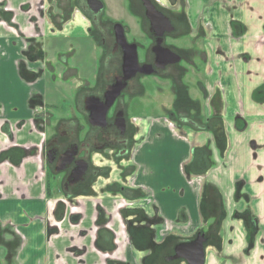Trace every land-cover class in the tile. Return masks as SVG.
<instances>
[{
	"label": "crops",
	"instance_id": "crops-1",
	"mask_svg": "<svg viewBox=\"0 0 264 264\" xmlns=\"http://www.w3.org/2000/svg\"><path fill=\"white\" fill-rule=\"evenodd\" d=\"M48 1L0 0V264H187L166 258L198 232L204 264H264V0H178L206 34L193 97L210 126L137 115L127 161L71 198L49 190L31 101L43 78L26 74L30 44L68 17Z\"/></svg>",
	"mask_w": 264,
	"mask_h": 264
},
{
	"label": "flooded vegetation",
	"instance_id": "flooded-vegetation-1",
	"mask_svg": "<svg viewBox=\"0 0 264 264\" xmlns=\"http://www.w3.org/2000/svg\"><path fill=\"white\" fill-rule=\"evenodd\" d=\"M125 1L127 11L137 19L136 23L141 32V36H138L136 40L134 37L131 39L127 37L130 29L125 22L111 20L105 16L103 2V8L94 13L85 0H76L77 7L91 16L90 23L99 33L100 44L106 52L101 59L102 67L94 71L91 77L84 79L83 83L80 81L76 68V86L68 96L62 95L63 99L58 104H48L43 100L42 95H35L31 100L36 110L35 121L39 122L44 135L40 148L43 173L48 180V185L50 184L49 190L53 189L56 194L71 198L81 193H89L93 191L92 186L96 185L102 176L112 174L114 165L120 166L122 162L127 161L137 129L132 119L139 115L132 112L135 98L138 97L134 94L138 91L137 86L142 80L154 77L162 81L163 78L168 83L171 91L168 103L170 108L165 117L169 118L175 126L179 128L201 127L203 124L200 123L201 121L194 120L192 117L194 115L197 118L207 119L202 114L203 104L194 99L197 93L200 100L204 95L203 80L201 83L194 84L191 75L193 66L200 63L201 68L198 71H201V77L204 78V68L207 64L204 31L200 30V35L197 37L196 32L192 33L188 30V17L185 10L181 6L175 7L178 0L168 3L173 7H167L168 4L163 3L162 0H150L156 10L168 18L173 27L171 31L166 30L162 23H151L141 0ZM183 2L187 9L188 0H183ZM105 22L109 25L106 28L103 26ZM116 23L123 27L126 42L136 45L138 64L148 67L150 73H136L131 79L122 80L124 87L104 111V109L101 110V106L107 100L108 89H114L111 86L115 85L117 78L123 75L124 48L116 39L114 31ZM230 26L234 32L237 30L236 22L230 20ZM195 38L198 39L194 40ZM181 39L186 41L183 45L178 42ZM198 41L201 43V49L193 47V43H198ZM158 49H161V53L165 52L163 49L171 51L174 53L173 57H178L179 60L157 66L156 62L161 57L157 53ZM29 50H32L31 54L37 55L40 59L45 56L38 43L34 44V47L30 44ZM194 58L198 60V63L193 64ZM38 71L41 73L44 69L36 70ZM33 73L31 72L32 75ZM26 74L28 77L29 73ZM33 80L35 79L30 81ZM53 81L55 82V79ZM63 83H69L67 85L72 87L69 81L62 80L61 84ZM155 87L156 90H161L157 88V85ZM62 90L65 92V85L62 86ZM139 97L138 100H140ZM219 101L217 95L211 98L210 109L214 110ZM204 125L210 126L207 120ZM212 127L218 134L219 127L216 124ZM180 243L183 241L178 242L174 249ZM174 253L175 250L170 256ZM169 260L180 262L184 259Z\"/></svg>",
	"mask_w": 264,
	"mask_h": 264
},
{
	"label": "rangeland",
	"instance_id": "rangeland-1",
	"mask_svg": "<svg viewBox=\"0 0 264 264\" xmlns=\"http://www.w3.org/2000/svg\"><path fill=\"white\" fill-rule=\"evenodd\" d=\"M52 1V2H51ZM67 1V2H66ZM104 3L103 12L105 16L111 20L125 22L129 26L130 33H127V37L131 39L132 37L138 38L141 36V32L138 29L137 19L130 15L127 11V2L125 0H102ZM165 3L166 1H162ZM57 5V6H55ZM172 4H168L167 7H173ZM5 7V6H4ZM3 7V8H4ZM59 8V9H58ZM55 11V12H54ZM65 11V21L58 26H54L50 21L49 25L54 32L53 36H49V32H46L44 36L37 38L38 44L45 56L40 59L37 55L33 56V63H39L35 70L32 68L30 72H34L33 75L29 72L28 77L30 79H36L40 75L43 78L42 91L43 100L48 104H58L63 96H68L73 88L76 86V68L78 69V75L80 76V81L91 77L94 71H98L102 67V61L104 54L106 52L102 49L100 44L99 33L94 30L93 24L90 23V18L87 12H82L76 5V0H49L46 13L57 14ZM76 13V17L73 15ZM34 24H36L34 22ZM103 26L108 27V23L105 22ZM201 28V27H200ZM51 30V29H50ZM188 30L189 29L188 27ZM195 30V28L193 29ZM191 32V31H190ZM200 29L196 31V36L199 37ZM198 38H195L196 40ZM142 40V39H139ZM180 45H183L186 41L181 39L178 41ZM36 43V44H37ZM201 43H193V47L201 49ZM189 45V43H188ZM36 49V47H35ZM200 52V50H198ZM200 54H202L200 52ZM203 56H205L203 54ZM2 61L7 60V56L1 58ZM198 63V60L194 58L193 64ZM9 67L8 65H4ZM25 68V67H22ZM201 64L193 66L191 71L192 81L194 84L201 83ZM38 69H44L43 72H36ZM205 69V68H204ZM203 69V70H204ZM28 72V71H27ZM55 79V82L53 81ZM62 80L69 81V83H62ZM200 81V82H199ZM65 85V92L62 90V86ZM161 88V90H156ZM138 91L134 94L135 102L132 108L133 113H138L139 115H162L166 116L169 112L170 105V86L162 78L160 81L157 78H149L148 80H142L137 86ZM37 105V102H36ZM13 137V133L10 135Z\"/></svg>",
	"mask_w": 264,
	"mask_h": 264
},
{
	"label": "water",
	"instance_id": "water-1",
	"mask_svg": "<svg viewBox=\"0 0 264 264\" xmlns=\"http://www.w3.org/2000/svg\"><path fill=\"white\" fill-rule=\"evenodd\" d=\"M143 2V6L145 8V13L151 23L159 22L165 25V29L171 31L173 27L171 26L168 18L164 17V15L156 10L155 6L150 2V0H141ZM87 6L94 13H97L103 8V3L101 0H85ZM114 31L116 35V39L124 48V56L122 60V72L123 75L117 78L116 84L111 86L114 89H108V94L106 93L107 100L104 105L101 106V110L107 109V107L112 103L115 97L120 93L121 89L124 87L122 84V80L126 81L131 79L136 73H144L149 74L150 70L148 67H144V65L140 66L137 60L136 53V45L128 44L125 40L123 34V27L116 23L114 24ZM161 53V49L157 50L158 55L161 57L157 60L156 65L162 66L167 62H175L178 61V57H173L174 53L169 50L163 49ZM169 56V57H167ZM206 242V238L204 234L198 232L195 238L188 242H183L178 244L175 247V253L173 256L167 257L166 259H178L182 258L186 261L187 264H204L205 261V250L204 243Z\"/></svg>",
	"mask_w": 264,
	"mask_h": 264
}]
</instances>
